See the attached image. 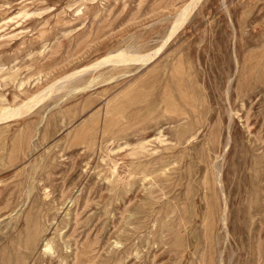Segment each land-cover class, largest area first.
<instances>
[{
	"label": "rangeland",
	"instance_id": "obj_1",
	"mask_svg": "<svg viewBox=\"0 0 264 264\" xmlns=\"http://www.w3.org/2000/svg\"><path fill=\"white\" fill-rule=\"evenodd\" d=\"M0 264H264V0H0Z\"/></svg>",
	"mask_w": 264,
	"mask_h": 264
},
{
	"label": "bare ground",
	"instance_id": "obj_2",
	"mask_svg": "<svg viewBox=\"0 0 264 264\" xmlns=\"http://www.w3.org/2000/svg\"><path fill=\"white\" fill-rule=\"evenodd\" d=\"M237 66V65H236ZM213 164H214V162H213ZM217 166V165H216ZM216 176V175H215Z\"/></svg>",
	"mask_w": 264,
	"mask_h": 264
}]
</instances>
